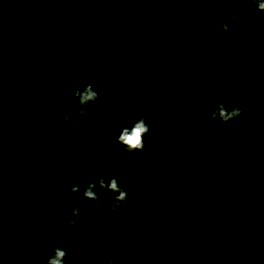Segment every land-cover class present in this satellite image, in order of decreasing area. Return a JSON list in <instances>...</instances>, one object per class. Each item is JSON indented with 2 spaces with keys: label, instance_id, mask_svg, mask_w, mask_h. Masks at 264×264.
Instances as JSON below:
<instances>
[{
  "label": "trees",
  "instance_id": "trees-1",
  "mask_svg": "<svg viewBox=\"0 0 264 264\" xmlns=\"http://www.w3.org/2000/svg\"><path fill=\"white\" fill-rule=\"evenodd\" d=\"M88 84L99 97L79 116L73 93ZM220 104L244 114L214 120ZM144 116V150L128 152L118 136ZM112 175L128 193L115 213L113 193L82 195ZM75 207L86 218L69 228ZM111 244L115 264H264V13L252 0H0V264H47L57 247L65 264H104Z\"/></svg>",
  "mask_w": 264,
  "mask_h": 264
},
{
  "label": "clouds",
  "instance_id": "clouds-1",
  "mask_svg": "<svg viewBox=\"0 0 264 264\" xmlns=\"http://www.w3.org/2000/svg\"><path fill=\"white\" fill-rule=\"evenodd\" d=\"M175 2L179 3L180 0H175ZM252 2L256 5L257 10L259 12L264 13V0H252ZM231 21L225 22L220 26L221 31L228 33L231 31L230 29ZM204 31H208V25L201 22L199 25ZM73 95L77 98V102L81 105L79 110V116H86L87 115V108L90 103L97 102L99 93L97 90L93 89L91 84L86 85L82 89H77L74 91ZM120 103H124V99L121 98ZM244 110L237 106L234 107H227L224 104H220L217 106L216 110L212 113V119L220 120L222 122H228L230 120L239 119L243 116ZM151 117L144 116L137 121H134L132 126L124 127L117 139V142L121 144L124 149L128 152L132 151H143L145 144H144V137L150 131V125L146 123V121L150 120ZM65 121L69 120L68 116L64 117ZM81 124L80 120H72L71 126L74 130L79 131V126ZM164 159H167L165 157ZM99 186L101 190L109 191L114 194L113 200L109 205V211L115 213L118 211L122 203L126 201L128 193L124 190L119 181L117 180L115 175L110 176L107 180L103 177L99 178L95 182H90L83 190V197L89 200H97L99 198L98 193L95 189ZM80 184L75 183L71 186L70 191L72 193L80 192ZM72 219L68 221V227H73L76 223L81 220H85L86 215L81 213L78 207L73 208L72 210ZM100 254L105 256L104 264H115L113 259L114 256L120 255V249L116 246V244H111L110 247H104L100 250ZM68 256L66 250L57 247L53 249V253L47 259V264H65V258ZM125 264H137L134 260H128Z\"/></svg>",
  "mask_w": 264,
  "mask_h": 264
},
{
  "label": "rangeland",
  "instance_id": "rangeland-1",
  "mask_svg": "<svg viewBox=\"0 0 264 264\" xmlns=\"http://www.w3.org/2000/svg\"><path fill=\"white\" fill-rule=\"evenodd\" d=\"M146 46H147V42L145 40H141L138 43V50L139 51H143L146 48ZM140 55H142V54L140 53ZM139 57H141V56H139ZM136 63H138V61H135V64ZM52 72H53V76H54L53 77L54 81L58 82V85H60L61 84V80H62V74L64 73L63 68L61 66H59L58 64L54 65L52 67ZM76 77H77V81L79 83H81L83 79H82V75L80 74V72L78 74H76ZM243 173H244L243 171H237V170L234 171V175L235 176H240ZM248 264H256V263H255V260L253 259Z\"/></svg>",
  "mask_w": 264,
  "mask_h": 264
}]
</instances>
